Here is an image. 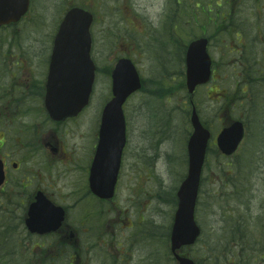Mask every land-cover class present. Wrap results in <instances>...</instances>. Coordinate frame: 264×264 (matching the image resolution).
<instances>
[{
  "label": "rangeland",
  "instance_id": "obj_1",
  "mask_svg": "<svg viewBox=\"0 0 264 264\" xmlns=\"http://www.w3.org/2000/svg\"><path fill=\"white\" fill-rule=\"evenodd\" d=\"M130 2L134 5L130 4V8H125L126 0H36L30 16L13 26L0 28V70L2 69L0 72V122L3 116H6L13 108L16 109V105L6 101L8 92L14 91L13 87H16V91L12 97L24 96L22 90H25L27 96V91L30 92L35 84H39L32 80L37 77L42 81L45 78L46 70L44 69L47 66L52 37L61 15L73 3H80L94 14V21L90 28L93 40L92 58L100 68L93 85L94 92L91 95L90 105L71 121H65L59 125L53 122L54 125L47 123L48 127H45L43 122L48 121L45 119V112L41 109L40 102L38 100L34 102L27 96L26 100L21 101L29 102V106L25 108L26 112L16 114L14 117L9 116V122L0 123V143L5 141L0 145V157L4 158L7 164L8 179L12 181L6 184L5 189L0 190V218L2 215L10 217L21 215L6 200L4 192L24 174L32 177L30 189L38 186L57 204L66 205L69 211L68 220L71 224L73 223L78 209L77 201H73L77 200V193L74 191H78L83 179L84 181L86 179L96 143L99 115L110 97V77L105 68L113 67L119 57H128L136 64L139 74L151 81L146 80L142 90L135 92L128 99L127 107L125 106L128 139L126 136L127 146L124 148L126 158L124 156L122 160L121 183L116 197L111 202V207L103 215L106 218L108 212V220L112 217L122 223L115 224L116 221H109L102 232L111 242L107 246L99 242L94 251L90 252L88 260H85L87 264H102L101 256L105 260L107 256L112 262L113 257L118 256L116 246L119 247L121 243L126 264H147V260L151 261L153 258L151 264H168L169 262L174 264L171 257L167 260L166 254L160 255L158 250H166L164 242L167 226L171 222L175 209L173 208L174 189L182 180L185 171L187 135L182 103L186 90L180 86L172 95L162 100L154 98L155 94H151L150 90L160 87L162 81L163 84L166 83L172 88L182 82L184 45L193 35L192 31L198 33L201 31L200 24L204 23L213 11L208 5L200 9L192 2L190 7L192 15L190 11L188 12L191 15V27H182L183 18L178 17L177 12L173 18V23L177 27L159 32L154 27L159 28L162 25V20L157 14L161 0H130ZM176 8L183 9V2L176 1ZM141 22L146 23L149 28L146 25H143L144 28L140 27ZM148 23H153V26ZM246 40L250 41V39ZM256 46L258 45H243L246 51ZM219 47V45L214 46V49ZM9 54L12 57L6 58ZM227 73L230 74L231 70H226L224 75ZM41 81L40 85L43 83ZM223 84L226 87L232 86L233 78L227 77ZM204 91L205 89L200 88L199 94L204 95ZM197 95L198 93L195 97ZM260 95H252L248 116V121L251 120L248 125L249 135L241 144L233 162L228 163L229 159L224 161L223 158L218 157L213 147L211 148L213 145L209 144L211 145L210 156L206 160L202 173L196 208V219L198 215L196 221L200 219L197 223H200L201 230L203 224L208 235L206 237L202 230L201 240L188 249L190 255L199 258L198 264H217L208 257L213 253L218 254L220 264H231V262L232 264H264V254L259 246L263 240L261 225L263 218L258 210V204L264 200V99ZM198 105L203 119L207 121V125H210V130L216 128L223 112L217 111L216 101H210L203 96ZM247 107L246 103L236 102L228 107L225 116L232 118L247 116ZM51 137L58 141V153H53L50 147L45 146L46 142H52ZM21 139L26 140L23 142ZM158 141L161 143L159 148L155 147ZM66 146L69 150L77 149L68 152L71 155L69 165L68 161H64L67 157L62 153ZM145 146L147 149L144 150ZM132 150L137 153L142 151L141 154L130 157ZM155 154L160 156L159 159L162 158L160 165L154 162ZM166 161L174 171V176L170 175ZM11 162L17 163L18 169L13 170ZM142 163L146 167L152 164L148 170L152 169L154 174L151 170L149 174L139 173L143 169ZM253 167L256 173L250 184L254 185L252 191L255 199L253 204H250V209L254 219L248 225L251 228L250 233L243 231L239 241H236L231 231L233 218L229 219L231 213L232 217H236L233 208H229L230 204L234 206L236 185L229 176L236 175L238 181L243 184ZM128 174L132 184L125 180ZM156 175L158 178L155 177ZM226 180L230 183V190L228 186H224ZM142 181H144L143 186ZM227 191L232 192L227 199L228 203H225L221 199L226 198ZM150 193H152V201ZM137 195L142 200H139ZM149 202L152 204L149 205ZM144 216L147 218L142 219ZM204 218L208 220L206 224ZM133 220L132 236L135 238L139 233L142 241L131 247L133 240L131 241L130 229L126 226H131ZM244 222L246 219L241 220L242 227L245 225ZM144 229L153 234V239L150 238V245L155 246H153L152 254L148 248L149 235ZM26 241L23 237L18 242L16 240V249L24 250ZM117 241L119 243L115 246L113 243ZM110 254H113V257ZM64 260H67L65 257H63V263H66L67 261Z\"/></svg>",
  "mask_w": 264,
  "mask_h": 264
},
{
  "label": "water",
  "instance_id": "obj_2",
  "mask_svg": "<svg viewBox=\"0 0 264 264\" xmlns=\"http://www.w3.org/2000/svg\"><path fill=\"white\" fill-rule=\"evenodd\" d=\"M29 0H0V26L17 22L26 12ZM92 15L79 7L69 9L53 40L45 82L44 105L49 116L61 120L77 114L87 103L94 81L95 66L90 58L89 27ZM186 86L192 92L196 85L205 83L210 75V58L205 39L191 42L185 55ZM112 98L105 104L99 128V140L90 169L89 184L93 193L108 198L113 193L120 156L125 142V121L122 105L126 98L140 88V80L132 62L119 59L111 73ZM193 133L188 141V174L178 192V204L171 231V248L194 242L199 230L193 219L194 203L200 167L202 165L208 131L196 113L191 116ZM242 137V124L223 129L217 138L224 153H231ZM4 180L0 160V185ZM27 211L26 225L31 232L43 233L58 226L63 210L54 207L37 192ZM178 264H194L178 257Z\"/></svg>",
  "mask_w": 264,
  "mask_h": 264
},
{
  "label": "flooded vegetation",
  "instance_id": "obj_3",
  "mask_svg": "<svg viewBox=\"0 0 264 264\" xmlns=\"http://www.w3.org/2000/svg\"><path fill=\"white\" fill-rule=\"evenodd\" d=\"M33 1V0H31ZM176 1H182L184 8H176ZM159 14L163 19L173 22L177 14L183 18L184 28L191 27V4L192 2L203 9L206 5L213 13L200 25L201 36L207 39V45H264V0H161ZM190 11L191 15L188 13ZM166 28L177 27L168 25ZM250 34L251 41L244 42L243 36ZM256 36V37H255ZM259 39V41H256ZM241 39V40H240ZM237 50L230 49L228 52L221 51L220 57H230L235 59ZM242 59H235L236 62ZM213 78V77H212ZM217 77L213 78L210 86L211 92L219 91ZM185 102L191 105L190 97L185 98ZM188 136L190 135L189 126L186 127ZM48 144V143H47ZM5 189L1 187L0 190ZM27 186L9 187L6 190L12 192L14 198H18V205L15 210L19 211V217L0 218V264H63V257L67 260L66 264H85L88 257V246L80 242H86L93 238L92 228L87 225L85 220L76 221L78 224H71L65 220L56 228L44 233L31 232L25 225V212L27 205L31 201V194L27 192ZM234 191L235 197H240V187ZM17 196H15V192ZM250 210V209H249ZM258 210L263 212L264 205L259 204ZM247 212V211H246ZM10 214V213H9ZM247 213V219L250 216ZM264 225V217H263ZM26 239L24 250L16 249L17 242ZM19 238V239H18ZM24 245V244H23Z\"/></svg>",
  "mask_w": 264,
  "mask_h": 264
},
{
  "label": "trees",
  "instance_id": "obj_4",
  "mask_svg": "<svg viewBox=\"0 0 264 264\" xmlns=\"http://www.w3.org/2000/svg\"><path fill=\"white\" fill-rule=\"evenodd\" d=\"M13 90L16 91L15 88ZM24 99H25V96H22V95H18L17 97L14 98L15 102H21Z\"/></svg>",
  "mask_w": 264,
  "mask_h": 264
},
{
  "label": "bare ground",
  "instance_id": "obj_5",
  "mask_svg": "<svg viewBox=\"0 0 264 264\" xmlns=\"http://www.w3.org/2000/svg\"><path fill=\"white\" fill-rule=\"evenodd\" d=\"M160 162L162 163V158H160V159L158 158L157 164L160 165L161 164Z\"/></svg>",
  "mask_w": 264,
  "mask_h": 264
}]
</instances>
